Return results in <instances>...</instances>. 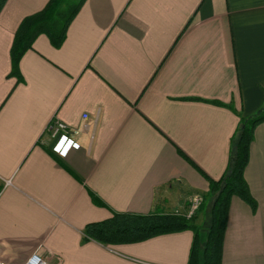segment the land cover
<instances>
[{"label":"crops","instance_id":"obj_1","mask_svg":"<svg viewBox=\"0 0 264 264\" xmlns=\"http://www.w3.org/2000/svg\"><path fill=\"white\" fill-rule=\"evenodd\" d=\"M48 1L0 12V259L187 264L191 231L103 246L83 229L113 212L184 215L194 195V224L206 222L207 178L233 160L237 115L264 102V0H85L59 48L37 36L18 81L14 34ZM52 119L75 141L64 159L50 151ZM244 179L256 209L231 198L221 264H264V122Z\"/></svg>","mask_w":264,"mask_h":264},{"label":"trees","instance_id":"obj_2","mask_svg":"<svg viewBox=\"0 0 264 264\" xmlns=\"http://www.w3.org/2000/svg\"><path fill=\"white\" fill-rule=\"evenodd\" d=\"M85 0H49L44 8L24 17L18 25L10 49V76L22 77L18 64L23 54L32 48L37 36L44 34L54 48H59L66 31ZM7 0H0V12ZM213 104L221 106L218 102ZM238 125L231 138L233 160L225 174L218 180L207 178L208 194L204 197L208 206V227L205 240L200 237V227L194 220L178 213L132 214L113 212L108 219L87 224L83 229V240L94 241L103 246L133 244L150 238L191 231L193 240L187 264H221L223 238L225 234L229 204L232 197L245 202L254 211L256 202L252 198L244 179V170L249 159V148L256 127L264 122V102L260 109L249 117L238 114ZM92 200L104 207L105 204L89 192Z\"/></svg>","mask_w":264,"mask_h":264},{"label":"built area","instance_id":"obj_3","mask_svg":"<svg viewBox=\"0 0 264 264\" xmlns=\"http://www.w3.org/2000/svg\"><path fill=\"white\" fill-rule=\"evenodd\" d=\"M87 116H84L85 119ZM46 134L50 144V151L56 157L64 159L72 148L75 147V141L68 132L67 125L57 119H52L46 127ZM202 197L194 195L189 200V205L184 217L192 219L202 204ZM0 264H57L45 257L38 251L32 252L27 258L19 263H7L0 259Z\"/></svg>","mask_w":264,"mask_h":264},{"label":"rangeland","instance_id":"obj_4","mask_svg":"<svg viewBox=\"0 0 264 264\" xmlns=\"http://www.w3.org/2000/svg\"><path fill=\"white\" fill-rule=\"evenodd\" d=\"M70 1L76 2L77 0H70ZM205 210H204V212H206ZM207 227H208V219H206V222L204 224H202V226L200 227V237L202 240H205L206 233H207Z\"/></svg>","mask_w":264,"mask_h":264}]
</instances>
